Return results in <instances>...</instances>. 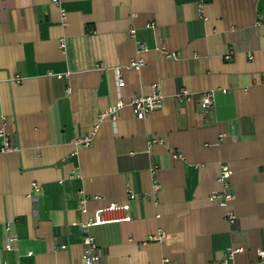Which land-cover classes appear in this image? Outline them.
<instances>
[{
	"label": "crops",
	"instance_id": "0c3cea01",
	"mask_svg": "<svg viewBox=\"0 0 264 264\" xmlns=\"http://www.w3.org/2000/svg\"><path fill=\"white\" fill-rule=\"evenodd\" d=\"M154 83L160 108L100 118ZM2 124L0 264H82L85 233L100 264H209L228 246L264 264V0H0ZM223 164L227 207L209 199ZM110 202L128 218L81 227Z\"/></svg>",
	"mask_w": 264,
	"mask_h": 264
},
{
	"label": "built area",
	"instance_id": "2783aa9c",
	"mask_svg": "<svg viewBox=\"0 0 264 264\" xmlns=\"http://www.w3.org/2000/svg\"><path fill=\"white\" fill-rule=\"evenodd\" d=\"M54 4L59 6L60 0H51ZM201 5V4H200ZM200 5L199 8H200ZM61 13V16L63 17L64 11L62 9L59 10ZM133 30H128V33L131 34ZM62 43L60 42V45ZM141 59H131L130 63L126 66L127 68H131L134 70H138L140 66L142 65ZM65 74H56L58 77H62ZM115 76H116V85L118 88L122 87L124 85V81L119 75V69L115 68ZM150 93L146 95H135L129 98L127 102H124L123 100L119 99L117 102L110 107H108L105 111L101 112L100 118L110 115V119L114 122L116 119V112L117 110L123 106V104H128L133 112V114L139 118L146 116L149 112L156 110L161 107L162 101H163V93L159 88V85L157 83H154L151 85ZM191 95L189 92H187L186 89H181L176 94V98L179 101H187L189 100ZM212 103V90H208L206 92H203L200 94L199 98V106L202 109H207ZM93 131H91L88 134L82 135L76 140V145L79 147H85L92 143L93 139ZM12 148L9 137L6 131L3 128V124L0 126V152H6ZM154 170V167L151 168L152 172ZM231 174V170L226 164H223L220 166L219 175L217 177L218 183L221 184L222 189L217 192H212L209 194V199L211 201L216 202L218 205L227 207V204L229 200L232 198V194L227 190L228 183H229V177ZM33 190L38 191L39 187L38 185H33ZM127 197L128 199L134 197V193H132L130 190L127 191ZM98 198V196H96ZM88 199L87 195H84L80 199V205L81 208L84 209L85 203ZM128 209V203H117V202H110L107 205L100 208V211L98 213L93 214L92 216H89L84 222H82L80 225L83 228H87L91 225L101 224L103 222L109 221V220H117V219H127L128 216L125 214V212ZM115 211H121L123 212V216H109L108 214ZM226 219L228 222L232 224L235 220V215L233 214L232 210H227L226 212ZM6 230H10V224L6 225ZM165 234L163 232L159 231L157 234L151 236L153 239H160L164 238ZM14 241V236L11 233H8V237L5 243V248L10 249L12 246V242ZM81 242L83 244V250L81 253V260L82 264H100L99 262V252L97 249V245L95 243V238L92 234L85 233L83 234L81 238ZM240 250V247H233L228 246L226 248V256L220 261H215L209 264H235L232 261V256L235 252ZM257 255L260 259L264 260V249H260L257 251Z\"/></svg>",
	"mask_w": 264,
	"mask_h": 264
}]
</instances>
